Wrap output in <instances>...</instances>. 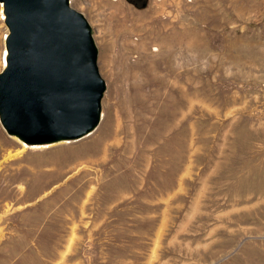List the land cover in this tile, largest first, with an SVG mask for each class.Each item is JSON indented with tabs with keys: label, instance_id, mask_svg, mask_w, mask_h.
Masks as SVG:
<instances>
[{
	"label": "rangeland",
	"instance_id": "rangeland-1",
	"mask_svg": "<svg viewBox=\"0 0 264 264\" xmlns=\"http://www.w3.org/2000/svg\"><path fill=\"white\" fill-rule=\"evenodd\" d=\"M70 4L101 120L34 147L0 122L25 167L0 179V264H264V0ZM7 33L0 2V71Z\"/></svg>",
	"mask_w": 264,
	"mask_h": 264
},
{
	"label": "water",
	"instance_id": "water-1",
	"mask_svg": "<svg viewBox=\"0 0 264 264\" xmlns=\"http://www.w3.org/2000/svg\"><path fill=\"white\" fill-rule=\"evenodd\" d=\"M145 8L149 0H128ZM6 61L0 71V122L29 145L74 140L102 116L106 81L86 16L70 0H0Z\"/></svg>",
	"mask_w": 264,
	"mask_h": 264
},
{
	"label": "bare ground",
	"instance_id": "bare-ground-1",
	"mask_svg": "<svg viewBox=\"0 0 264 264\" xmlns=\"http://www.w3.org/2000/svg\"><path fill=\"white\" fill-rule=\"evenodd\" d=\"M130 19H132V17H130ZM6 61V51L4 53V57L1 60V64L4 65ZM24 146H27L24 143H22ZM32 147L34 146H38V145H31ZM40 146V145H39ZM44 146V145H43ZM16 153H18V151H7V149H5L0 141V179H2L3 177L5 178L6 176H8V178H14L16 177V175H18L19 172H22L25 170L24 166H19L16 167L13 172L9 171L10 168L13 169V165L18 162L21 158L18 157H14V155H16ZM4 171H6L7 173L5 174ZM52 171V170H51ZM66 172V171H65ZM60 177V173H56V174H52L49 175V178H47L43 184L41 185L40 189H44L46 186L50 185L53 181H55L56 179H58Z\"/></svg>",
	"mask_w": 264,
	"mask_h": 264
}]
</instances>
